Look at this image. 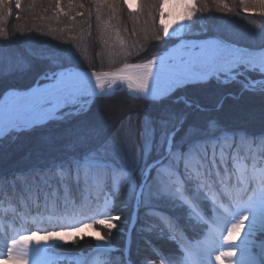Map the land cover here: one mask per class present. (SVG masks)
<instances>
[{
  "label": "snow or ice",
  "instance_id": "1",
  "mask_svg": "<svg viewBox=\"0 0 264 264\" xmlns=\"http://www.w3.org/2000/svg\"><path fill=\"white\" fill-rule=\"evenodd\" d=\"M68 2L71 6L73 0ZM253 2L258 3L264 13V0ZM60 4L61 0H56L57 8L63 11ZM15 7H21L20 0H16ZM101 7L115 12L116 0H96L98 14ZM150 7L153 24L158 12L163 37L172 40L173 48L169 51L178 49L181 53L167 62L154 55L142 63H124L114 71L93 70L89 73L80 69L70 48L59 49L42 57L49 64L37 74L34 83L24 89L4 85L3 81L12 74L25 77L32 74L33 62L21 58L9 64L7 71L0 64V96L6 101L0 110V159L4 157L6 143L8 147L16 145L19 151L22 145L18 141L22 135L35 137L38 147L62 151L46 174L62 170L59 175L65 178L66 199L71 197L74 203L79 202L85 190L93 189L104 198L102 208L98 205L96 209H88L92 212L88 217L91 223L65 226L63 218L58 217L59 230L48 231L39 239H36L35 231L18 237L14 235L5 244L6 251L0 252V264H46L39 259V254L46 250L40 246L41 240L47 242L58 238L65 241V236H74L94 224L115 228L111 221L121 217L109 213L114 210L115 198L124 187L128 189L129 201L135 202V210L144 209L145 219L152 221L148 231L155 230L158 236L170 232L168 239L179 245L176 253L153 252L151 256L143 257L140 264H155L156 259L160 264H213V253L216 264H223V258L229 264H264V240L257 244L251 239L257 232L264 234V167L257 174V163L264 164V106L259 114L260 130L255 132L237 121H224L216 116L202 124L190 123L188 113L167 103L169 100L183 102L186 108L207 111L188 93L204 89L212 81L239 83L240 92L229 94L234 99L245 92L264 97V45L257 56L256 50L227 42L223 37L205 35L201 39L193 36L187 22L199 11L195 3L186 4V13L172 23L163 19L167 0H156ZM11 14L9 7L8 15ZM201 18L197 16V19ZM185 28H188L189 39L183 38ZM2 35L4 33L0 32ZM173 37H180L179 43ZM160 39L161 35L157 34L156 40ZM252 72H258L260 78L251 77ZM106 79L112 85L126 84L138 96L158 105L159 114L146 115L142 124L138 121L135 126L129 119L114 130L98 121L80 119L90 111L89 102H94L96 90L100 89L103 94ZM10 97L13 99L8 103ZM223 99L216 104L217 112L223 108ZM242 117L254 120L256 114L247 111ZM53 124H64L65 127L57 129L52 127ZM154 143L164 150V155L149 164L145 161ZM257 145L261 150L254 153L253 148ZM30 151L25 155H30ZM32 175L33 171H0V179L9 187V196L14 186L18 187ZM59 183L57 181L58 186ZM226 185L239 192L226 193ZM244 196H247L246 200ZM60 204L59 198L50 202L46 197L43 211L55 213ZM64 207H67L66 203ZM169 209L171 214H165ZM35 210L41 211L39 202ZM97 216L101 218L96 219ZM196 220L198 224L194 223ZM188 226L206 232V246L193 248L181 243L177 234L186 232ZM245 228V240L241 242L244 246L241 247L235 243L236 235ZM97 238L102 243L94 249L97 257L91 264H113L110 258L102 259L110 257L111 238L99 233ZM120 264L126 262L122 260Z\"/></svg>",
  "mask_w": 264,
  "mask_h": 264
},
{
  "label": "rangeland",
  "instance_id": "2",
  "mask_svg": "<svg viewBox=\"0 0 264 264\" xmlns=\"http://www.w3.org/2000/svg\"><path fill=\"white\" fill-rule=\"evenodd\" d=\"M155 2L156 0H128L126 4L124 0H116L115 12L107 7H101L98 14L96 11V0H73L71 6L68 0H61L60 8L63 11L57 8L56 0H20L21 7L19 9L15 7L16 0H0V19L3 17V10L10 7L13 10V14L8 20L7 27L9 30L14 31V34L22 35L18 37L20 41L15 49H11L10 52L3 51L0 53V61L4 70L7 71L9 64L15 63L21 58L30 59L34 65L32 74L26 77L12 74L6 76L3 83L11 82V85H16L21 89L31 86L36 79V71L43 70V67L49 64V61L42 57H47L59 49L70 48L74 52V58L76 63L80 65V69H86L87 71H114L124 63H142L147 59H137L144 58L158 44L162 48L148 59H151L154 55L161 54L173 47V44L172 40L163 37L158 12L155 13V24H153L149 15V12L152 11L150 6ZM188 3H195L196 8L199 10L192 17V20L187 22L192 35L206 34L208 37L213 35L223 37L227 42H235L250 50H259L261 47H256L252 44V40H264L262 32L259 33L256 31L258 28H254L255 26H260L258 23H261L264 30V13L260 11L258 3H254L253 0H167L163 19L168 23H172L174 20L179 21V18L186 13L187 8L185 5ZM225 5H227V8H225ZM245 8L248 9L247 12L244 11ZM79 13H83V15ZM97 15H99V20ZM197 16L202 18L197 19ZM173 27H176V25H173ZM157 34L161 35L160 40H156ZM182 34L183 38L187 39V36H189L188 28L183 29ZM230 36L238 39H233ZM0 38V45L4 44L2 36ZM241 38L246 40L244 45L239 44ZM178 39L180 40V37H173L175 41ZM148 41H151V45L149 51H145L147 47L145 48L144 46ZM122 42L125 45L120 46L119 44ZM12 51H14V54L10 57L9 54ZM5 60L10 63L4 64ZM253 73L249 75L256 79L260 78L258 72L257 76L252 75ZM240 79H244V77H240ZM230 84L233 85L235 83ZM223 87H225V84L212 81L206 88L188 93L189 96L197 99L202 107L208 109L207 111L186 108L183 102L174 103L169 100L167 103L177 110H183L188 113L190 123L197 122L202 124L212 116L220 119L223 117L224 121H236L235 119H243L242 113L247 111L255 112L256 117L259 118L261 107L264 106V97L260 95H255L258 97L256 99L246 96L237 101L232 95H229L230 93H227L233 98L227 101L233 102V105L224 102L222 110L217 112L215 108L217 102L222 98L220 94L226 93ZM119 92H122L121 94H124L125 98H121L123 95H119ZM95 100L96 103L95 101L89 102L90 111L87 116H89V120L98 121L106 128L109 127L110 120L115 121L122 115V120L115 127H118L121 122L127 123L129 119H131L134 126L137 125L138 121L142 124L146 115L153 117L160 112L158 105L149 103L146 99L139 97L138 94H132L119 87L107 95L96 96ZM86 107L88 106L86 105ZM230 108L237 112V116L232 115L234 119L229 116H223V111ZM93 118L97 119L94 120ZM61 125L65 126L64 124H54L53 127L58 128ZM29 138L23 135L18 143L26 147L32 143V141L29 142L31 140ZM256 150H261L258 145L253 148V152L257 153ZM9 153H11V156H9ZM163 155L164 150L158 148L154 143L153 150L145 162L150 164L153 160L159 159ZM21 157L22 154H19V151L16 150V145L8 147L6 143L4 157L0 159V169L7 164H16L17 161L21 160ZM259 160L260 158L257 156V161ZM248 167L250 169V165ZM261 167H264V164L258 162L257 174H259ZM31 177L30 181H34L37 178V176L36 178ZM244 186L247 187V184ZM19 189H24V186L21 185ZM234 192L238 193L239 190L234 187L229 188V193ZM94 193L95 196H99V201L95 197L89 203H96V206L100 205L102 208L103 196L97 190ZM128 195L127 187L122 188L120 195L115 198L114 210L109 213L113 217L117 215L121 217L120 220L113 219L111 221L116 225L115 228L109 229L106 226L94 224L92 227L83 228L82 232L76 233L74 236H65L67 243L58 238L50 239L47 242L41 240L40 246L46 250L39 254V259L46 262V264L48 262H54V264H91L92 260L97 257L94 249L102 243L98 240L97 233L105 238H111L110 257H102V259L110 258L113 264H120L122 260L126 264H140L143 257L151 256L153 252L176 253L179 245L175 240L168 239L171 233L158 236L155 230L148 231L152 227V223L145 219L141 209L138 212L135 210V202L129 201ZM243 199L246 200L247 196H244ZM41 200L40 198H33V200L26 203L23 200L13 199L4 205L3 211H0V242L2 244L0 252L6 251L5 244L14 235L18 237L20 234L35 231L37 233L36 239H39L48 231H58V217L63 218L65 226L69 223H91V219L88 218L90 215L87 214L90 213V211L88 212L90 207L86 201L76 202L84 207L83 211L71 209L68 205L71 202L74 203L71 200L68 204L66 202L61 203L55 213L36 212L35 205L37 202L40 203L41 209L43 208L44 201ZM51 201L53 199H50ZM65 203L67 204L66 208L64 207ZM109 203L111 204V201ZM171 211V209L166 210L165 214H171ZM37 213L40 214L37 215ZM68 215H70V218L67 217ZM99 218L101 217H96V219ZM196 222L199 223L198 220ZM129 226L130 229L128 231ZM130 230H133L132 234ZM245 231L246 228L242 229L238 235L234 233L236 235L235 243L241 244L245 240ZM128 234L129 244L126 248ZM251 239L259 244L261 240H264V234L257 232ZM142 241L144 242L140 245L143 246V249L138 247V242ZM191 241L188 240L187 244L193 248L197 246L204 247L208 242L207 239ZM203 241L204 245H202ZM221 243H223L222 238ZM33 244H35V240ZM243 246L241 244V247ZM59 251L66 252L59 256ZM132 251L138 254L136 263L132 262ZM214 256L215 253H213V264H216ZM155 263L160 264V261L156 259ZM223 264H229V261L223 258Z\"/></svg>",
  "mask_w": 264,
  "mask_h": 264
},
{
  "label": "trees",
  "instance_id": "3",
  "mask_svg": "<svg viewBox=\"0 0 264 264\" xmlns=\"http://www.w3.org/2000/svg\"><path fill=\"white\" fill-rule=\"evenodd\" d=\"M9 4V3H8ZM1 13V12H0ZM12 14H13V10H12ZM12 14L9 16L8 15V8H5L4 10H3V17L0 19V32H3L4 33V35H2V39H3V42H4V44H1L0 45V53H2L3 51H5V52H10L11 51V49H15L16 48V46L18 45V43H19V39H18V37H20V36H22V35H20L19 34V36H18V34H14V31H12V30H9V28L7 27V24H8V20L11 18V16H12ZM249 21H251V20H249ZM258 24H260V26H255L254 28L255 29H257L258 28V30H256V31H258L259 33L260 32H263L264 30H263V28H262V26H261V23H258ZM252 27V26H251ZM254 28H252V29H254ZM205 35L206 34H203V35H193V36H198V37H205ZM210 36V35H209ZM187 37H190V36H187ZM231 37V36H230ZM231 38H233V39H238V38H234V37H231ZM1 39V38H0ZM22 39V38H21ZM246 40H244V39H242L241 38V40H239V44H241V45H244L246 42H245ZM155 43H157V42H155ZM252 44L253 45H255L256 47L257 46H261V45H263L264 44V40H261V39H255V40H252ZM120 46H122V45H125V43H120L119 44ZM150 45H151V41H148L146 44H145V48L147 47V49H145V51H149V48H150ZM248 45V44H247ZM31 47H34V46H31ZM27 48H30V47H27ZM162 47L160 46V44H158V46L157 47H154L153 49H152V51H150V53H148V54H146V56H144V58H140V59H137V60H145V59H148V58H150L154 53H157L158 51H160V49H161ZM24 49H25V46H24ZM144 51V50H143ZM138 53H140V52H138ZM14 54V51H12L10 54H9V56L11 57V55H13ZM1 56V55H0ZM2 58V57H1ZM1 60V59H0ZM8 60H5V63L4 64H6V63H10V62H7ZM0 64H1V61H0ZM43 68H45V67H43ZM90 68V67H89ZM101 69V68H100ZM41 70H38V71H36V73L35 74H38L39 72H40ZM253 73V72H252ZM256 73V74H255ZM35 74H33V75H35ZM251 74V73H250ZM252 75H256L257 76V72H254ZM4 85H11V82H7L6 84H4ZM16 86V85H15ZM241 85L240 84H238V83H235V84H233V85H231L230 83H228V84H225V87H223V89H225L224 91L226 92L224 95H225V98H224V101H223V103L224 102H226L227 104H231V105H233V102H231V101H227V100H232L233 98L231 97V96H229L227 93H236L237 91H238V89H239V91L237 92V93H239L240 92V89H241V87H240ZM217 87V86H216ZM240 87V88H239ZM222 88V87H221ZM122 92H119V95L121 94ZM116 94H118V93H116ZM121 95H123V96H121V98H125L124 96V94H121ZM220 95H223L222 93L220 94ZM251 97V98H253V99H256V98H258L257 96H255V95H253V94H251V93H248V92H245V93H243V95H241V96H239V98L238 99H236L237 101H239V100H241V99H243L244 97ZM99 99V98H98ZM138 99V98H137ZM143 99V98H142ZM95 101V103H96V100H94ZM92 103V102H91ZM235 103V102H234ZM131 109H133V108H131ZM88 115V114H87ZM85 116L86 117V119H87V117H88V120H89V116ZM232 115H235V116H237V112H235V110H233L232 108H230V109H228V110H225V111H223V116H229V117H231V119H234V118H232ZM85 117L84 116H81L80 117V119H85ZM122 117H123V115L121 116V117H119V118H117L115 121L114 120H110L109 121V127H107V128H114L115 127V125H117V123H119L120 122V120H122ZM97 118H98V116H97ZM96 118V119H97ZM94 120H96L95 118H93ZM92 120V119H91ZM221 120H224L223 119V117H221ZM238 123H240V124H243V125H245V126H247V127H249L252 131H255V132H258L259 130H260V127H261V122H260V120H259V122H257V123H252V122H250V120H248V119H242V118H240V119H235ZM242 120H244L243 122H242ZM54 125V124H53ZM53 125H52V127H53ZM65 126H63V125H61V126H58V128L57 129H63ZM23 136V135H22ZM24 136H26V135H24ZM26 137H29V136H26ZM29 139H31V140H29V142H31L32 141V143L31 144H28V146H22V148H20V150H19V154H22V157H21V160H19V161H17L16 162V164L15 163H13V164H11V165H4V166H2L1 167V169H0V171H4L5 173H7V172H12V171H25V172H28V171H33V175H32V177L31 178H36V176H37V178H38V180H36V179H34V181H30L29 179H30V177L28 178V180L25 182V181H21V183L19 184V186L18 187H13L12 188V195L11 196H9L8 195V191H9V187L5 184V182L2 180V179H0V195H4V196H8V197H10V199L11 200H9V201H12L13 199H19V200H23V201H25V202H30L31 200H33V198L34 199H36V198H40V199H42V200H44V198H49V199H53V201L54 200H56L57 198H59L60 199V201H61V203H63V202H66L67 204L69 203V201H71V200H73L71 197H68L67 199H66V196H67V186L63 183V180L65 179L64 177H62V178H60V175H59V172L60 171H62V170H60V169H57V171H56V173L55 174H51V173H47L46 174V170L49 168V166L51 165V163H52V161L54 160V159H58V158H60L61 157V155H62V151L59 149V148H57V149H55L56 151H54V150H52V149H48V148H44V147H38L37 145H36V140H35V137H30ZM20 145H22V144H20ZM30 146H32V147H30ZM28 147V148H27ZM30 147V148H29ZM25 148H27V149H25ZM38 148V149H37ZM36 149V150H35ZM31 150V151H30ZM30 151V155H25V153H28ZM57 151H61V152H57ZM260 151V150H259ZM258 151V152H259ZM257 152V153H258ZM13 158H15V157H13ZM39 181V182H38ZM57 181H60V183H59V186L57 185ZM32 182H36V184H31ZM26 183H30V185L29 184H26ZM21 185H27L29 188H27L26 190H25V192H23V194H26V196L23 198V199H21V197H22V194L20 195V196H16V195H14V193H16L17 191H19L20 189H19V187L21 186ZM96 190L95 189H93V190H85L84 191V194H83V199H80L79 201H81L82 200V202L83 201H86L87 202V204L89 203V201H91V200H93V199H95V197H97V196H95V192ZM43 197V198H42ZM9 201H7V202H4L3 203V205H1L2 207H4V205L6 204V203H8ZM86 204V205H87ZM61 205V204H60ZM95 205H97L96 203H94V204H92V202H90L89 203V207L90 208H92V209H96V207H94ZM141 211L144 213V209H141ZM89 212V211H88ZM166 213V212H165ZM87 214H89V215H91L92 216V212H90V213H87ZM98 217V216H97ZM150 223H152V221L151 220H148ZM149 223V224H150ZM194 223H197L198 224V222H196V221H194ZM151 225V224H150ZM194 229H195V235L193 236V237H195L196 236V234H198V233H200V228L199 227H194ZM132 231L133 230H131V234H132ZM183 233H185V232H183ZM182 232H179L177 235H178V239L181 241V243L185 246V247H188L189 245L187 244V242L185 243V242H183V237H182ZM171 235V234H170ZM144 241H142V242H138V247H142V249H143V246L142 245H140L141 243H143ZM66 251H59L58 252V255L59 256H62L64 253H65ZM56 257H57V255H55ZM130 256H131V254H130ZM138 257V254H137V252H135V251H132V256H131V259L133 260L132 262L133 263H136V261H137V258ZM58 259H59V257H57ZM122 259V258H121Z\"/></svg>",
  "mask_w": 264,
  "mask_h": 264
},
{
  "label": "bare ground",
  "instance_id": "4",
  "mask_svg": "<svg viewBox=\"0 0 264 264\" xmlns=\"http://www.w3.org/2000/svg\"><path fill=\"white\" fill-rule=\"evenodd\" d=\"M201 39H203V37H200ZM256 50V49H255ZM167 54V55H166ZM166 54H163V55H161V56H159V57H161V58H163L164 60H165V62H167L170 58H175V57H177L179 54H181L180 53V50H178V49H174V50H172V51H168ZM259 50H256V55L257 56H259ZM93 83H94V81H93ZM123 88L125 91H129L130 93H132V94H136L135 92H133V91H131V90H129L128 88H127V85L126 84H122V83H117V84H115V85H112L111 84V81L110 80H105L104 81V88H103V92H107V91H112V90H115L116 88ZM118 90V89H117ZM96 92H101V90L100 89H97L96 90ZM137 95V94H136ZM223 98H225V95L223 94V95H221ZM12 99L13 98H9L8 99V103H11L12 102ZM6 103V101H5V99H4V97H1V100H0V110H2L3 109V106H4V104ZM257 113V112H256ZM250 122H252V123H257V122H259V118H257V117H255V119L254 120H250ZM60 178H62V177H60ZM39 182V181H38ZM26 184H29L30 185V183H26ZM31 184H36V182H32ZM24 186V189H20L19 191H17L16 193H14V195H16V196H20L21 194H22V197H21V199H23L25 196H26V194H23V192H25V190L27 189V188H29L27 185H23ZM231 186H225L224 187V191L225 192H227L228 191V189L230 188ZM43 198V197H42ZM9 200H11L10 199V197H8V196H4V195H0V206L1 205H3V203L4 202H7V201H9ZM41 201H44V200H41ZM28 202V201H27ZM26 202V203H27ZM70 207H71V209H82V206H80V205H78L77 203H69L68 204ZM94 207H96V205L94 206ZM84 208V207H83ZM37 212V211H36ZM40 212H44L43 211V208L41 209V211ZM38 214H40V213H37V215ZM67 217H69L70 218V215H68ZM197 221V220H196ZM182 237H183V242H188V240H192L191 242H193V241H195V240H201V239H206V232H202V231H200V233H198V234H196V236L195 237H193L194 235H195V229H194V227H192V226H188V229H187V231L185 232V233H183L182 232ZM205 243H204V241L202 242V245H204ZM2 244H1V242H0V246H1ZM156 264V263H155ZM159 264V263H158Z\"/></svg>",
  "mask_w": 264,
  "mask_h": 264
},
{
  "label": "water",
  "instance_id": "5",
  "mask_svg": "<svg viewBox=\"0 0 264 264\" xmlns=\"http://www.w3.org/2000/svg\"><path fill=\"white\" fill-rule=\"evenodd\" d=\"M169 49H170V48H169ZM169 49H168L167 51L163 52L161 55L166 54V53L169 51ZM161 55H159V56H161ZM130 64H132V63H130ZM88 72L90 73L91 71H88ZM112 91H113V90H112ZM110 92H111V90H110V91H107V92H103V94H101V92H97V96L107 95V94H109ZM140 97L143 98L142 95H140ZM129 229H130V226H129ZM128 231H129V230H128ZM128 244H129V234L127 235V239H126V248H127ZM129 264H130V263H129Z\"/></svg>",
  "mask_w": 264,
  "mask_h": 264
}]
</instances>
